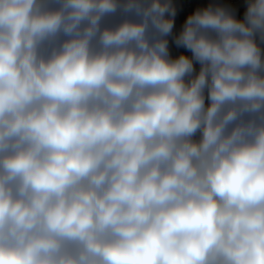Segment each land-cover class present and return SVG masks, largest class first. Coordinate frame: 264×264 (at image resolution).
Masks as SVG:
<instances>
[{
    "label": "clouds",
    "instance_id": "1",
    "mask_svg": "<svg viewBox=\"0 0 264 264\" xmlns=\"http://www.w3.org/2000/svg\"><path fill=\"white\" fill-rule=\"evenodd\" d=\"M0 264H264V0H0Z\"/></svg>",
    "mask_w": 264,
    "mask_h": 264
}]
</instances>
